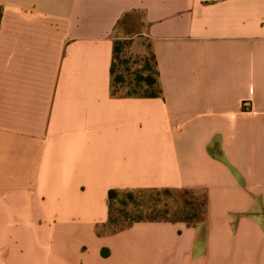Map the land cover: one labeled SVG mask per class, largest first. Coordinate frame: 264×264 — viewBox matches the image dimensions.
Wrapping results in <instances>:
<instances>
[{
  "label": "crops",
  "instance_id": "obj_1",
  "mask_svg": "<svg viewBox=\"0 0 264 264\" xmlns=\"http://www.w3.org/2000/svg\"><path fill=\"white\" fill-rule=\"evenodd\" d=\"M0 7V264H264V0ZM132 11L160 98L111 94ZM163 188L203 192L204 221L98 235L109 190Z\"/></svg>",
  "mask_w": 264,
  "mask_h": 264
},
{
  "label": "trees",
  "instance_id": "obj_2",
  "mask_svg": "<svg viewBox=\"0 0 264 264\" xmlns=\"http://www.w3.org/2000/svg\"><path fill=\"white\" fill-rule=\"evenodd\" d=\"M143 16L144 14L142 11H132L124 14L121 19L118 21L114 33L119 29L120 27L131 24L135 22L136 15ZM2 17V8L0 7V20ZM152 60L153 65L150 68L149 64L146 62L145 67H143V70L147 73H142V70H137L134 72V78L132 80H126L125 76L123 74H117V58L120 52V48L118 46V43L114 40V47H113V61L111 64L110 74H111V94L113 97H133V98H160L163 95L161 83H160V75L157 68V61L155 54L152 50ZM120 87V88H119ZM120 89H126L125 92H121ZM190 191L194 190H177V189H169V188H163V189H139V190H116L112 189L108 192V206H109V218L107 223L101 225L98 227V235H113L119 232H122L131 226H133L135 223L138 222H181L185 223L189 226L191 225H197L204 221L205 213H206V207H207V199L206 196L203 194L201 199H197V201L194 203L190 202L187 199L183 200V207L179 210H175L173 212L172 218H168L170 215V212L168 209L164 211H159L155 209V207L152 209V212L149 217L143 218H131L129 211L127 210V207L130 204H134L136 207H142L143 202H137L134 198V192H138V194L146 195V193L149 192H157L159 193H165L166 195L172 194L173 192H182L184 194L190 193ZM126 193L127 197L129 198V201L122 200V210L117 212L119 215H115L114 212V205L113 202L116 199L117 195L119 193ZM143 196V197H144ZM155 206H158L161 204V199L159 197L153 199ZM166 206V205H165ZM179 215V216H178ZM108 251L103 250L102 255L104 257L108 256Z\"/></svg>",
  "mask_w": 264,
  "mask_h": 264
},
{
  "label": "rangeland",
  "instance_id": "obj_3",
  "mask_svg": "<svg viewBox=\"0 0 264 264\" xmlns=\"http://www.w3.org/2000/svg\"><path fill=\"white\" fill-rule=\"evenodd\" d=\"M135 22L129 23L117 29L113 34L114 40L118 43L120 52L116 61L117 74H123L126 80H132L134 78V72L142 70L144 74L147 72L143 70L145 63L149 64L151 68L153 65L151 41L146 35L147 24L143 19V16L136 15ZM120 88V87H119ZM121 92H125L126 89H120ZM149 192L146 195L138 194L134 192V198L137 202L142 201L144 204L142 207H136L134 204H130L127 207L131 218L149 217L152 209L159 211L169 210L170 215L168 218H172L173 212L183 207V200L187 199L190 202H196L197 199H201L203 192L190 191L188 194L182 192H173L166 195L165 193ZM144 196V197H143ZM159 197L162 201L161 204L155 206L153 199ZM127 200L126 193H119L113 202L115 215H119L117 212L122 210L121 201ZM166 205V206H165ZM179 216V215H178Z\"/></svg>",
  "mask_w": 264,
  "mask_h": 264
},
{
  "label": "built area",
  "instance_id": "obj_4",
  "mask_svg": "<svg viewBox=\"0 0 264 264\" xmlns=\"http://www.w3.org/2000/svg\"><path fill=\"white\" fill-rule=\"evenodd\" d=\"M244 107H245V108H249V107H250V103H249V102H245V103H244Z\"/></svg>",
  "mask_w": 264,
  "mask_h": 264
}]
</instances>
